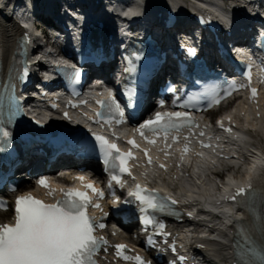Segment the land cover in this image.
<instances>
[{
	"label": "snow or ice",
	"instance_id": "1",
	"mask_svg": "<svg viewBox=\"0 0 264 264\" xmlns=\"http://www.w3.org/2000/svg\"><path fill=\"white\" fill-rule=\"evenodd\" d=\"M190 52L194 54V50H190ZM126 71L131 72L133 69L128 68ZM28 75L29 69L25 67L22 79H27ZM73 75L75 78L80 73L74 71ZM238 87L244 86L232 84L229 86V90H226V94L231 95V91ZM14 88L15 85L10 84L8 85L9 94L0 95V135L4 138L9 137V133L3 131L4 117L7 116L10 123L21 111L17 98L12 95ZM251 91L255 98L257 89L252 88ZM208 95L212 96L214 103H219L222 98L215 88L211 89ZM133 97L134 93H129V99ZM97 104L100 105L101 111L96 115L101 120L109 124L113 120L121 124L124 122L123 113L119 110V104L115 97L109 95L107 100H98ZM161 106H163V102H161ZM181 106L191 107L192 105ZM186 126H198L188 112H156L152 119L145 120L136 128V131L149 144H155L156 141L150 138L148 133L155 136L163 134L167 139L169 134L179 132ZM221 127H223L222 123ZM94 139L97 142L96 147L102 155L103 163L111 173V180L123 187L122 176L124 174L132 175L129 162L135 159L133 152L131 150L121 151L117 143L110 141L105 136L96 135ZM173 139L177 138L173 137ZM127 143L134 148L139 147L135 140H128ZM187 150L186 146L185 151ZM144 151L147 156V150ZM148 163H152L151 156H148ZM160 167L164 168L165 166L160 165ZM78 179L83 181L84 177H78ZM39 183L43 187L49 186L46 179H41ZM86 188L103 199L104 193L96 189L93 184H87ZM61 191L63 192L62 199L54 204L44 203L30 194L17 198L15 223L0 225V264H98L95 257L101 248L107 251L108 241L104 237H97L94 233L97 229L105 228L106 225L98 223L95 217L89 215L87 209L89 207L100 208L101 206L94 204L86 191L77 189H61ZM245 192L244 188L237 189V195H243ZM128 196L138 202L141 205V211L145 213L148 210L164 211L168 208L169 203H178L172 197L161 196L158 191L147 189L139 183L136 184L133 191L128 193ZM235 198L231 197L233 200ZM131 202L125 201V203ZM142 223L147 226L158 224V221L146 214ZM159 227L163 228V225H159ZM244 239L248 247L238 252V255L248 256L243 264H264V237L259 243L251 235L244 236ZM114 247L118 257L135 260L137 264H149L139 255L134 257L126 255L127 246L124 244H117ZM180 259L185 258L181 257Z\"/></svg>",
	"mask_w": 264,
	"mask_h": 264
},
{
	"label": "bare ground",
	"instance_id": "2",
	"mask_svg": "<svg viewBox=\"0 0 264 264\" xmlns=\"http://www.w3.org/2000/svg\"><path fill=\"white\" fill-rule=\"evenodd\" d=\"M145 1V5L147 8L153 7L155 5L154 0H143ZM178 0H168L166 4H174ZM200 6L202 7H211L215 10L218 9V7H222L223 3L222 0H209V1H201L196 0ZM109 7V6H108ZM114 7V6H113ZM119 5L116 6L115 9H118ZM27 17V16H26ZM35 36L39 37V34L35 31ZM17 37V28L12 22H7L4 25L0 26V56L3 60H0L4 63L6 67H8L11 63H14L15 60L13 58L15 57V40ZM248 120L251 121V124L253 127H259L264 132V118L263 119H255L250 114H248ZM241 149V147H238V149ZM246 148H243V150ZM246 154H250L253 157H249L252 159L250 164L247 165H240V170H249L250 173H255L259 175V179L264 180V171L261 170L263 166V160H264V153L255 152L249 149H246ZM40 164H38L39 166ZM257 169V170H256ZM201 183V188H193L196 192H190V194L193 195H200L201 198L206 200L213 199V202L221 201V198H216L212 196L213 194L209 191V189H213L212 186L214 185V181L208 179L207 181L199 182L197 180H193L191 183ZM32 186V184H30ZM191 185V184H190ZM189 200V198H186L185 201ZM223 210V209H222ZM7 213L0 214V223H4L7 221L8 218H6ZM223 219H213L210 221L215 226H217L221 230V237L222 240L220 243H217L215 245H212L210 247V251L208 252L207 256L210 259V261H214L215 264H233L234 260H232L233 257V248L230 246L231 241V232L232 229H225V227L234 221H236L237 217L239 216L237 213L234 212V210L231 209V207L227 208V213H222ZM129 238V237H127ZM134 244L137 245V242L132 241Z\"/></svg>",
	"mask_w": 264,
	"mask_h": 264
},
{
	"label": "rangeland",
	"instance_id": "3",
	"mask_svg": "<svg viewBox=\"0 0 264 264\" xmlns=\"http://www.w3.org/2000/svg\"><path fill=\"white\" fill-rule=\"evenodd\" d=\"M256 140H258V139H256ZM257 142H259V141H257ZM263 146H264V144H263ZM6 218H7V216H6Z\"/></svg>",
	"mask_w": 264,
	"mask_h": 264
}]
</instances>
